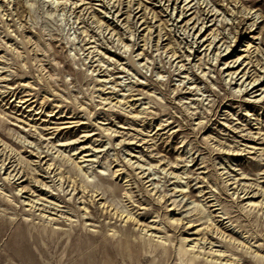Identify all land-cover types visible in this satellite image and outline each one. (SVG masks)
Masks as SVG:
<instances>
[{"label": "rangeland", "instance_id": "obj_1", "mask_svg": "<svg viewBox=\"0 0 264 264\" xmlns=\"http://www.w3.org/2000/svg\"><path fill=\"white\" fill-rule=\"evenodd\" d=\"M262 206L264 0H0V264H264Z\"/></svg>", "mask_w": 264, "mask_h": 264}, {"label": "bare ground", "instance_id": "obj_2", "mask_svg": "<svg viewBox=\"0 0 264 264\" xmlns=\"http://www.w3.org/2000/svg\"><path fill=\"white\" fill-rule=\"evenodd\" d=\"M233 76V75H232ZM245 77H247L246 75H244L242 78H240V80H242V79H244ZM235 81H236V79H234ZM239 80V81H240ZM246 81H244V83H245ZM243 85V84H242ZM257 87V86H256ZM255 88H253V90H254ZM253 90H251V91H253ZM249 92L248 91H246V94H248ZM247 195H250V193H248ZM253 197H255V196H253ZM261 209H264V206H262L261 207ZM199 233L197 232L196 233V235H198Z\"/></svg>", "mask_w": 264, "mask_h": 264}]
</instances>
